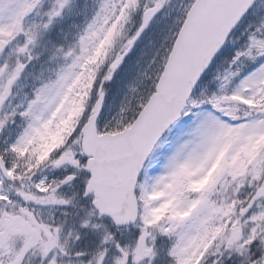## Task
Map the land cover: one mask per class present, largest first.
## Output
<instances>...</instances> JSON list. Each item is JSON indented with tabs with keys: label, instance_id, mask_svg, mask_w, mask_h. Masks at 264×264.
<instances>
[{
	"label": "snow or ice",
	"instance_id": "obj_1",
	"mask_svg": "<svg viewBox=\"0 0 264 264\" xmlns=\"http://www.w3.org/2000/svg\"><path fill=\"white\" fill-rule=\"evenodd\" d=\"M0 264H264V0H0Z\"/></svg>",
	"mask_w": 264,
	"mask_h": 264
},
{
	"label": "rangeland",
	"instance_id": "obj_2",
	"mask_svg": "<svg viewBox=\"0 0 264 264\" xmlns=\"http://www.w3.org/2000/svg\"><path fill=\"white\" fill-rule=\"evenodd\" d=\"M131 73V66L130 64L126 63L120 70V72L117 74V82L121 85L124 81H126Z\"/></svg>",
	"mask_w": 264,
	"mask_h": 264
}]
</instances>
